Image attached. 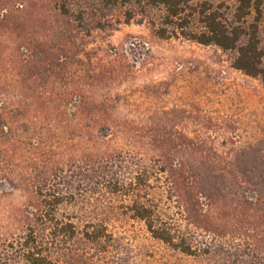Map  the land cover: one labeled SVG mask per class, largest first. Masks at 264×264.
<instances>
[{"label":"trees","instance_id":"1","mask_svg":"<svg viewBox=\"0 0 264 264\" xmlns=\"http://www.w3.org/2000/svg\"><path fill=\"white\" fill-rule=\"evenodd\" d=\"M133 5L160 12V26L149 20L157 38L214 45L264 84V0H0V37L11 40L0 47V180L17 191L1 211L0 264H81L83 253L102 264L116 212L181 254L221 250L242 264L252 250L264 264V196L199 171L213 163L163 156L158 121L133 125L89 94L119 75L110 61L93 67L89 39L129 23ZM77 200L98 215L61 209Z\"/></svg>","mask_w":264,"mask_h":264},{"label":"rangeland","instance_id":"2","mask_svg":"<svg viewBox=\"0 0 264 264\" xmlns=\"http://www.w3.org/2000/svg\"><path fill=\"white\" fill-rule=\"evenodd\" d=\"M130 11L129 23L113 22V30L109 31L107 25L89 39L93 67L108 66L110 61L119 72L104 77L89 94L106 98L107 113L126 116L133 125L144 122L150 129L158 121L164 128L159 137L165 147L163 156L174 161L213 163L201 166L199 171L225 178L227 191L237 189L233 179L240 178L238 191L244 196H264V84L233 68L228 53L214 45L154 36L149 20L160 26L158 10L145 15L143 7L133 5ZM258 35L264 59V8ZM8 44L11 40L1 36L0 47ZM116 56L120 62L114 60ZM149 158L141 156V161L147 165ZM16 194L12 183L0 180V217L8 198ZM156 194L161 195L160 191ZM78 204L77 200L61 209L77 219L99 213ZM115 214L117 219L111 218L109 223L114 246L102 264L238 262L221 250L203 256L181 254L151 239L141 223ZM249 252L242 264H255L252 250ZM81 260V264H98L100 259L83 253Z\"/></svg>","mask_w":264,"mask_h":264}]
</instances>
